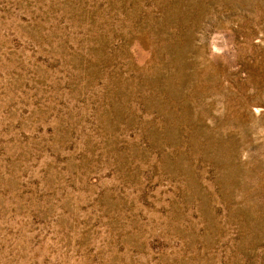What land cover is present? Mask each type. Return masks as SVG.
<instances>
[{"label":"rangeland","instance_id":"obj_1","mask_svg":"<svg viewBox=\"0 0 264 264\" xmlns=\"http://www.w3.org/2000/svg\"><path fill=\"white\" fill-rule=\"evenodd\" d=\"M0 264H264V0H0Z\"/></svg>","mask_w":264,"mask_h":264}]
</instances>
